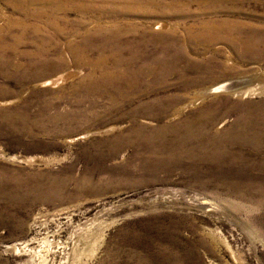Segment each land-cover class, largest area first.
<instances>
[{"label":"rangeland","instance_id":"1","mask_svg":"<svg viewBox=\"0 0 264 264\" xmlns=\"http://www.w3.org/2000/svg\"><path fill=\"white\" fill-rule=\"evenodd\" d=\"M30 3L0 0V264H264V0Z\"/></svg>","mask_w":264,"mask_h":264},{"label":"bare ground","instance_id":"2","mask_svg":"<svg viewBox=\"0 0 264 264\" xmlns=\"http://www.w3.org/2000/svg\"><path fill=\"white\" fill-rule=\"evenodd\" d=\"M10 1H17V0H10ZM49 1L50 0H29V2H31L30 4H33V3H35V4L41 3L42 4L43 3V4H47L48 6H50ZM69 1H71V2L75 1L76 5H77L76 7H78L81 12H86L87 11V13H90L89 10L90 9L91 10L94 9V6H93L94 2L111 3V1H116V0H69ZM123 9H127V8H123ZM123 11L125 12V10H123ZM220 87L221 86L215 87V88L212 89V91H216Z\"/></svg>","mask_w":264,"mask_h":264}]
</instances>
